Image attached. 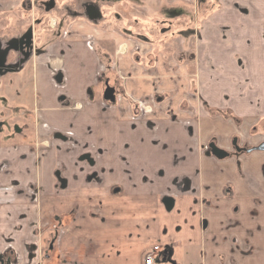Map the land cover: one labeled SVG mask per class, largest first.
I'll use <instances>...</instances> for the list:
<instances>
[{"label": "crops", "instance_id": "obj_1", "mask_svg": "<svg viewBox=\"0 0 264 264\" xmlns=\"http://www.w3.org/2000/svg\"><path fill=\"white\" fill-rule=\"evenodd\" d=\"M206 4L181 58L127 41L110 71L115 38L70 26L18 73L33 107L0 122L4 264H144L156 245L154 264H264V0ZM104 73L126 97L87 95Z\"/></svg>", "mask_w": 264, "mask_h": 264}, {"label": "rangeland", "instance_id": "obj_2", "mask_svg": "<svg viewBox=\"0 0 264 264\" xmlns=\"http://www.w3.org/2000/svg\"><path fill=\"white\" fill-rule=\"evenodd\" d=\"M208 1L30 0L28 7L15 8L12 4L5 5L0 10V73L5 74V66L10 68L6 72L12 74L9 79V86L11 85L12 89L7 95L5 82L8 81L0 79L1 124L3 108L11 105L33 107L30 105L32 98L30 92L23 89V84L26 82L16 79L20 77L18 73L29 74L36 56H42L47 64L57 57L53 56L46 47L61 40L62 32L66 27L73 26L77 29L79 26L80 35L91 44L94 40L99 41L103 37H109L115 38L109 39V44L116 47L117 42L132 41L129 38L132 37L151 43L156 55L161 52L160 54L176 58L181 54L187 55L193 50L196 17L201 14V10L208 8L206 4ZM119 32L128 38L122 37ZM24 38L27 43L30 41L31 43L27 44ZM15 45L16 48L13 47ZM6 47H10V50L8 51ZM147 48L150 50L151 47H145L142 50L143 54ZM102 50H105L104 46ZM107 54L106 61L111 71L114 67V55L112 50ZM61 66L54 67V74L63 72ZM24 75L22 77L25 78ZM59 135V140L64 142L66 135L62 133Z\"/></svg>", "mask_w": 264, "mask_h": 264}, {"label": "flooded vegetation", "instance_id": "obj_3", "mask_svg": "<svg viewBox=\"0 0 264 264\" xmlns=\"http://www.w3.org/2000/svg\"><path fill=\"white\" fill-rule=\"evenodd\" d=\"M115 31V30H114ZM117 31V30H116ZM29 34L31 33V31L29 30L28 31ZM118 32V31H117ZM119 35L122 36L121 32L118 33ZM126 39L128 38L126 35H123ZM122 36V37H123ZM130 39H132V41H129V43L131 44V48H133V60L135 61V58L136 56H138V58H141L143 57V52L142 50L145 48V47H148L150 46L153 50V45H150L151 43H149L148 41H142V40H137V39H134L132 37H129ZM25 42L27 43L26 41V38H24ZM31 43V41L29 42ZM27 43V44H29ZM103 43V42H102ZM101 43V44H102ZM117 42V47H118V53L119 54H123V51L126 49L127 50V41H125V43H119ZM125 44V45H124ZM18 45V44H17ZM17 45L13 46L14 48L17 47ZM102 46H104V44H102ZM111 46H112V49H111ZM110 48H108L107 50L111 53V50H112V53L114 55V52H115V46L111 45ZM20 47V46H19ZM10 47H6V49L9 51L10 49H8ZM34 49V48H32ZM140 49V50H138ZM114 50V51H113ZM146 50H149V48H147ZM35 51V50H34ZM3 54V53H2ZM154 54V52H153ZM4 58V55L2 56V59ZM107 63V62H106ZM6 67V71H9L10 68H8L7 66ZM4 66H2L3 69H5ZM61 81V80H60ZM112 81V80H111ZM111 81L105 79V73L100 75V77L98 78L97 80V83L91 87H89L87 89V95L90 96L92 99H100L101 101H104V102H110V103H113L114 101H116L117 97L118 96H122V97H126L125 96V93L123 91V89L121 88V82H120V78L115 76L114 80ZM116 82H118L117 84H115ZM128 102L130 103V105L133 107L135 106L136 104H134L130 99H128ZM80 108V107H79ZM209 148L212 152V154L214 156H216L214 153H213V149L216 148V149H219L215 144H210L209 145ZM220 150V149H219ZM222 151V150H220ZM223 152V151H222ZM226 156V155H224ZM223 157V156H222ZM167 199V198H165ZM165 199H163V201H165ZM54 227V226H53ZM55 228V227H54ZM57 229V227H56Z\"/></svg>", "mask_w": 264, "mask_h": 264}, {"label": "built area", "instance_id": "obj_4", "mask_svg": "<svg viewBox=\"0 0 264 264\" xmlns=\"http://www.w3.org/2000/svg\"><path fill=\"white\" fill-rule=\"evenodd\" d=\"M158 248H159L158 245L153 246L152 252L157 251ZM152 252L148 253L145 256V258H144V264H154V257H153V253ZM0 264H4L2 260H0Z\"/></svg>", "mask_w": 264, "mask_h": 264}, {"label": "water", "instance_id": "obj_5", "mask_svg": "<svg viewBox=\"0 0 264 264\" xmlns=\"http://www.w3.org/2000/svg\"><path fill=\"white\" fill-rule=\"evenodd\" d=\"M213 153L217 156V157H222L224 155H226L224 152L220 151L219 149L214 148L213 149Z\"/></svg>", "mask_w": 264, "mask_h": 264}, {"label": "trees", "instance_id": "obj_6", "mask_svg": "<svg viewBox=\"0 0 264 264\" xmlns=\"http://www.w3.org/2000/svg\"><path fill=\"white\" fill-rule=\"evenodd\" d=\"M134 58H135V61H137V62L140 61V60H139L140 58H138V56H136V57H134ZM106 60H107V59H106ZM106 62H107V61H106ZM53 226H54L55 228H56V227H57V228L60 227L59 225H55V224H54Z\"/></svg>", "mask_w": 264, "mask_h": 264}, {"label": "bare ground", "instance_id": "obj_7", "mask_svg": "<svg viewBox=\"0 0 264 264\" xmlns=\"http://www.w3.org/2000/svg\"><path fill=\"white\" fill-rule=\"evenodd\" d=\"M125 45V44H124Z\"/></svg>", "mask_w": 264, "mask_h": 264}]
</instances>
